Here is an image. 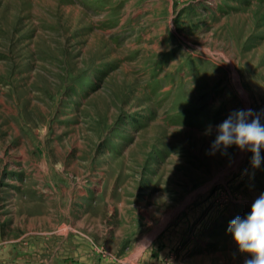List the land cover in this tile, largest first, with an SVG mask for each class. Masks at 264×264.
<instances>
[{
	"label": "rangeland",
	"instance_id": "rangeland-1",
	"mask_svg": "<svg viewBox=\"0 0 264 264\" xmlns=\"http://www.w3.org/2000/svg\"><path fill=\"white\" fill-rule=\"evenodd\" d=\"M238 108L264 0H0V264H244L264 161L203 134Z\"/></svg>",
	"mask_w": 264,
	"mask_h": 264
},
{
	"label": "clouds",
	"instance_id": "clouds-1",
	"mask_svg": "<svg viewBox=\"0 0 264 264\" xmlns=\"http://www.w3.org/2000/svg\"><path fill=\"white\" fill-rule=\"evenodd\" d=\"M205 135H213L208 154L221 155L235 145L238 150L251 152V164L259 167L264 161V117L252 108L232 110L215 125L209 123L203 130ZM239 251L248 253L244 264H264V191L251 203L249 211L234 216L226 227Z\"/></svg>",
	"mask_w": 264,
	"mask_h": 264
},
{
	"label": "bare ground",
	"instance_id": "bare-ground-1",
	"mask_svg": "<svg viewBox=\"0 0 264 264\" xmlns=\"http://www.w3.org/2000/svg\"><path fill=\"white\" fill-rule=\"evenodd\" d=\"M218 55V54H217ZM225 57H227V56H225ZM227 59H229V57H227ZM231 60V59H230ZM235 60V59H234ZM204 62V61H203ZM231 62V61H230ZM230 64V63H229ZM231 64L233 65V63L231 62ZM216 69V68H215ZM232 70L234 71V69H233V67H232ZM232 71V72H233ZM233 75H234V77L233 78H235V79H237V75H236V73L235 72H233L232 73ZM221 79V78H220ZM239 79V78H238ZM240 81H238V80H236L234 83H236L237 84V87H239L240 89H241V93L243 94V96H244V98L245 99H247V95H246V93L242 90V88H241V86H240V83H239ZM163 225V224H162ZM161 225V226H162Z\"/></svg>",
	"mask_w": 264,
	"mask_h": 264
}]
</instances>
